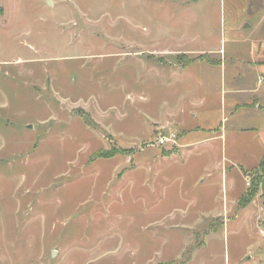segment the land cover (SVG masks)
<instances>
[{"label":"rangeland","instance_id":"1","mask_svg":"<svg viewBox=\"0 0 264 264\" xmlns=\"http://www.w3.org/2000/svg\"><path fill=\"white\" fill-rule=\"evenodd\" d=\"M257 1L0 0V264H236L261 229L211 215L248 169L222 179L205 143L149 160L178 152L147 147L149 65L220 47Z\"/></svg>","mask_w":264,"mask_h":264},{"label":"crops","instance_id":"2","mask_svg":"<svg viewBox=\"0 0 264 264\" xmlns=\"http://www.w3.org/2000/svg\"><path fill=\"white\" fill-rule=\"evenodd\" d=\"M257 2L246 8L245 23L248 24L244 31L232 26L230 40H223L220 47L164 49L161 52L180 51L194 58L186 65L173 61L167 65L161 60L156 66L149 65V70L153 71L149 79L156 85L160 83L156 88L162 87L165 99L148 126L157 132L174 131L179 136L178 152L149 160H173L189 146L205 143L207 151L202 157L214 161L213 168L221 172L222 179H227L229 166L234 169L237 163H244L248 169L231 179V197L211 215L212 220L222 216V221L227 223L221 230L213 231L214 234L222 230L226 233L231 217L237 216L239 211L254 217L256 228L261 229V222L264 224V215L260 222L257 214L258 201L264 214V0ZM204 54L207 56H202ZM228 137L232 139L229 157L226 155ZM214 151L216 153L212 154ZM239 176L246 184L261 179L255 197L246 199L251 188L247 184L239 189ZM253 234L251 247L253 244L256 247H248L244 254L238 251L236 264H264V238L261 230Z\"/></svg>","mask_w":264,"mask_h":264},{"label":"built area","instance_id":"3","mask_svg":"<svg viewBox=\"0 0 264 264\" xmlns=\"http://www.w3.org/2000/svg\"><path fill=\"white\" fill-rule=\"evenodd\" d=\"M179 136L176 132H169V133H159L158 136L148 143L147 147L149 148H159L165 145H179ZM249 187L252 186L250 182L247 183ZM261 234L264 238V225L261 228Z\"/></svg>","mask_w":264,"mask_h":264},{"label":"trees","instance_id":"4","mask_svg":"<svg viewBox=\"0 0 264 264\" xmlns=\"http://www.w3.org/2000/svg\"><path fill=\"white\" fill-rule=\"evenodd\" d=\"M258 180H260L261 181V179H259V178H256V179H254L253 181H252V186H251V189H250V196H251V194H252V196L253 197H255V195L257 194V192H258V189H259V187H260V185L259 184H257V181ZM255 182V183H254Z\"/></svg>","mask_w":264,"mask_h":264},{"label":"water","instance_id":"5","mask_svg":"<svg viewBox=\"0 0 264 264\" xmlns=\"http://www.w3.org/2000/svg\"><path fill=\"white\" fill-rule=\"evenodd\" d=\"M54 254H56V252H54Z\"/></svg>","mask_w":264,"mask_h":264}]
</instances>
